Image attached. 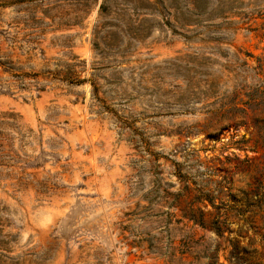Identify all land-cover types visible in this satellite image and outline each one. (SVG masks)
<instances>
[{"label":"rangeland","instance_id":"obj_1","mask_svg":"<svg viewBox=\"0 0 264 264\" xmlns=\"http://www.w3.org/2000/svg\"><path fill=\"white\" fill-rule=\"evenodd\" d=\"M255 119L264 0H0V264H264Z\"/></svg>","mask_w":264,"mask_h":264},{"label":"trees","instance_id":"obj_2","mask_svg":"<svg viewBox=\"0 0 264 264\" xmlns=\"http://www.w3.org/2000/svg\"><path fill=\"white\" fill-rule=\"evenodd\" d=\"M249 55V54H248ZM249 57H251L249 55ZM83 80H77V83H81ZM94 90H96L95 87H93ZM196 94H191L192 96V99H194ZM247 97V100L246 101H239V105L242 106V108H238L237 105L238 104H235L234 102H230L229 103V106L226 108V109H221L220 111V114H218V112H206L207 114L209 115H212L211 118H214L216 119V121H223V120H226V121H234L235 119V115L236 113H240L242 115L245 114V110L246 109H249V110H252L254 109L255 107L257 106H260L262 104V102L260 103H257L255 100H253L252 96L251 95H247L245 96ZM196 99V98H195ZM263 101V100H261ZM252 125L254 126V128L256 129L257 131V136L259 138L260 141H255V144L256 143H261L262 146L264 147V120H258V119H255L253 122H252ZM236 127L238 126L237 124L235 125ZM227 127H230V125H224L222 126V128L220 130H223ZM217 136V132H209L207 137L208 138H215Z\"/></svg>","mask_w":264,"mask_h":264}]
</instances>
